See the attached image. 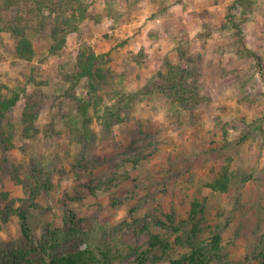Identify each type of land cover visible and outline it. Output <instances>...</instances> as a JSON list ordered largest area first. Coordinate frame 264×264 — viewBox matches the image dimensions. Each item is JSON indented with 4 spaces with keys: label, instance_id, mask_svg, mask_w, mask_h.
Here are the masks:
<instances>
[{
    "label": "rangeland",
    "instance_id": "obj_1",
    "mask_svg": "<svg viewBox=\"0 0 264 264\" xmlns=\"http://www.w3.org/2000/svg\"><path fill=\"white\" fill-rule=\"evenodd\" d=\"M83 1L62 50L28 31L36 55L22 60L0 0V90L20 95L0 124V249L13 264L84 248L109 264H169L195 232L220 233L212 264H264V0ZM84 44L107 70L97 90L73 79ZM167 62L192 66L195 108L160 90ZM26 102L38 114L29 138ZM223 172L229 190H213ZM155 235L166 246L152 248Z\"/></svg>",
    "mask_w": 264,
    "mask_h": 264
},
{
    "label": "trees",
    "instance_id": "obj_2",
    "mask_svg": "<svg viewBox=\"0 0 264 264\" xmlns=\"http://www.w3.org/2000/svg\"><path fill=\"white\" fill-rule=\"evenodd\" d=\"M6 7L14 10V16L7 23V30L17 38L15 54L19 59L32 60L36 55V48L28 31L42 33L48 36L49 54H56L66 44L67 36L79 30L80 23L88 15V5L83 0H5ZM183 58V53L180 54ZM190 63V60L187 59ZM159 88L169 99L182 109L195 108L204 97L199 92L197 84L193 81L192 66L167 62L164 71L158 72ZM75 83L86 79L89 88L97 90V84H104L108 79L107 70L100 64V55L95 50L84 44L77 55ZM20 95L8 96L0 90V124L6 119L7 114L16 106ZM87 105L82 111L86 112ZM23 136L32 137L38 132L36 120L38 114L33 106L25 103L22 112ZM3 135V134H2ZM11 134L1 139L2 148L7 150L12 146ZM213 190L226 192L229 190L227 172H223L216 180L209 183ZM200 206L194 202V212ZM197 213V212H196ZM22 228L28 234L29 225L27 216L21 214ZM1 227V226H0ZM220 233H214L210 239H200L195 232L190 239V248L187 252L170 261L169 264H212L221 255ZM152 248L166 246L159 235L154 236ZM10 254L0 249V264H13ZM264 261V255L263 259ZM36 264H109L101 254L94 249L84 248L61 256L53 257L49 262L41 261Z\"/></svg>",
    "mask_w": 264,
    "mask_h": 264
},
{
    "label": "crops",
    "instance_id": "obj_3",
    "mask_svg": "<svg viewBox=\"0 0 264 264\" xmlns=\"http://www.w3.org/2000/svg\"><path fill=\"white\" fill-rule=\"evenodd\" d=\"M215 38H213L211 35H210V37H208V39L206 40V42H205V47H204V49H205V51L206 52H208V54L209 55H212L213 53H215L216 54V46H215V44H216V42H217V40L215 39ZM219 44H221L220 42H219ZM222 45H226L227 46V44L226 43H223ZM222 48V46L221 47H219V49H221ZM212 65H213V63L211 64V63H209V66H211V69H213L212 68Z\"/></svg>",
    "mask_w": 264,
    "mask_h": 264
}]
</instances>
